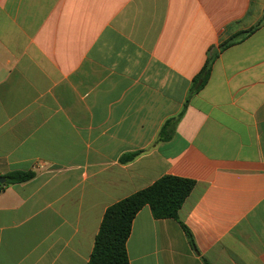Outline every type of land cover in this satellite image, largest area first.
<instances>
[{"label":"crops","instance_id":"1","mask_svg":"<svg viewBox=\"0 0 264 264\" xmlns=\"http://www.w3.org/2000/svg\"><path fill=\"white\" fill-rule=\"evenodd\" d=\"M165 176L195 187L136 215L130 264H264V0H0V264H88Z\"/></svg>","mask_w":264,"mask_h":264},{"label":"trees","instance_id":"2","mask_svg":"<svg viewBox=\"0 0 264 264\" xmlns=\"http://www.w3.org/2000/svg\"><path fill=\"white\" fill-rule=\"evenodd\" d=\"M252 32L253 30H249L233 36L221 46V49L243 40ZM217 56L218 53L210 55L202 71L193 82L192 93L197 92L207 82ZM136 155H127L123 160L131 161ZM34 176L33 172H12L6 178L8 183L15 184L25 183L33 179ZM194 187L195 182L191 180L165 176L147 189L109 207L105 212L88 264H130L127 242L136 215L148 206L156 219H178L179 212Z\"/></svg>","mask_w":264,"mask_h":264},{"label":"water","instance_id":"3","mask_svg":"<svg viewBox=\"0 0 264 264\" xmlns=\"http://www.w3.org/2000/svg\"><path fill=\"white\" fill-rule=\"evenodd\" d=\"M5 180H1L0 183H4Z\"/></svg>","mask_w":264,"mask_h":264}]
</instances>
